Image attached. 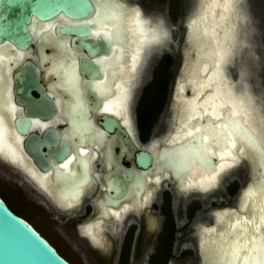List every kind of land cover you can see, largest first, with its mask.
I'll use <instances>...</instances> for the list:
<instances>
[{
  "label": "flooded vegetation",
  "instance_id": "flooded-vegetation-1",
  "mask_svg": "<svg viewBox=\"0 0 264 264\" xmlns=\"http://www.w3.org/2000/svg\"><path fill=\"white\" fill-rule=\"evenodd\" d=\"M89 2V14L81 18L67 17L62 12L45 19L32 16L26 24L25 46L22 48L7 39L0 42V66L3 67H0V81L5 106L3 113L7 114L4 120H10L7 135L15 151L8 152V156L0 154V166L15 170L23 176L33 194L39 196L42 204L54 212L51 213L54 219L62 221V233L76 247L86 249L97 264H128L132 257L142 260L147 255L148 264H168L172 258H176V263L180 264L191 253L197 255L196 264H206L200 248L206 230L215 226L221 213L239 208L243 200V194L239 192L241 176L240 172L236 173L237 168L245 162L249 166V178L252 175L249 162L242 158L233 166L222 169V173H218L213 182L204 185L206 189L192 183L195 177L193 174L190 177L191 170L178 174L169 162L176 158V154L188 148L186 139L178 141L180 138L174 137L179 136V128L185 122L186 102L192 89L189 81L184 80V98H179L177 89L180 80L184 78L183 69L187 58L195 60V53L191 52L188 41V23L191 18L202 13L207 0H190L191 7L181 19L180 25L183 24L184 31L179 49L180 63L170 88L169 117L166 120L158 119L166 102L172 56L169 53L152 56L153 63L149 67L145 61L150 58H144L149 49L167 42L168 31L162 27V21L150 16L132 0H110L111 11L125 13V25L129 10L138 8L141 13L139 19L143 22L147 20L145 25L148 29L152 28L149 30L154 34V38L141 49L133 72H129L131 70L128 68L127 71V67L131 65V56L128 52L127 32L124 33L126 53L120 63L126 66V71L121 73L118 65L105 68L97 63L112 57L118 48L102 39L105 33L111 35L112 21H105L107 27L88 23L94 21L99 10H102L103 0ZM229 6L228 9L223 7L221 12L218 11L219 15L226 16L221 26L217 27L219 48L223 45L220 49V56L223 57H219L218 69L222 77L218 79L221 78L222 86L226 84L236 94L250 98V90L245 87L236 89L230 77V73L234 76L240 71L247 78L250 77L248 84L253 85L255 97L260 95L264 98L258 80L250 74L252 65H258L261 56L250 58L245 52L232 58L233 53L246 46L243 37L247 19L244 0H231ZM240 14L244 19L242 24ZM80 24L87 26V31L82 32V35L65 30L67 26ZM97 29L98 34H95ZM228 30L229 33H226ZM221 35L227 40L230 38L229 42ZM82 40H100L102 51L89 53L79 44ZM62 44L66 47H62ZM189 50L190 53L187 52ZM61 62L63 68L59 67ZM20 71L24 75L17 78L15 73ZM113 72H116L115 77L112 76ZM106 78L112 82L111 93L105 91L101 95L92 86ZM120 79L125 80L121 85L126 86L121 89L124 90L122 94L125 98L124 114L119 116L112 110L105 112L104 108L114 95V86L119 84ZM18 87L30 94L25 96L24 101L16 93ZM76 90L78 95L74 94ZM68 102L76 105L75 111H69ZM9 106L10 115L7 111ZM145 109L153 114L152 118L138 120L139 111ZM21 118L24 119V133L16 123ZM199 122H196V126H209L207 117ZM260 122L264 125V120ZM77 127L78 132L75 131ZM66 136L67 140L64 139ZM81 152L85 156H79ZM145 153L148 155L146 164L142 157ZM73 157H79L85 163L72 160L67 170L60 167ZM210 158L213 170L217 158ZM85 179L86 182L81 183ZM77 189L78 198L72 199L71 194ZM23 219L34 228L30 220ZM35 231L40 234L37 229ZM40 235L62 258L72 264L51 241Z\"/></svg>",
  "mask_w": 264,
  "mask_h": 264
},
{
  "label": "bare ground",
  "instance_id": "bare-ground-1",
  "mask_svg": "<svg viewBox=\"0 0 264 264\" xmlns=\"http://www.w3.org/2000/svg\"><path fill=\"white\" fill-rule=\"evenodd\" d=\"M237 1L238 0H235V2H237ZM97 5H99V4L97 3ZM229 5H230V3L227 2L226 0H207V3L205 5L202 13L199 14L198 16L195 15L196 18L195 17L191 18L190 22L188 23V28H189L188 29V41L190 43L191 52L195 53V58H194L195 60L193 61V58H192V61H191V59L187 58V64L184 65V69H183V77L184 78H182L180 76L182 78V80H180V82H179L180 84L178 86L179 88L177 89L178 90L177 95L179 96V98H182L184 96L183 95L184 90L182 88V84L184 82H188V81H189V84L191 85L190 87L192 89V94H191L189 100L186 102V107H185V110L187 109V112L185 114L186 118L183 119V121L185 120V122H183L184 123V124L182 123L183 126H180V128H179V130H180V131H178L179 136L177 135L174 138H180V139H178V141L182 140V139H187V134L189 132H195V130L197 128L204 131L205 136H208L210 133L208 131H205V128L207 125L205 127L204 126L203 127L196 126V122L197 121L199 122L202 120V119H200V117L206 118L207 116L205 115V113H208L211 116H218L221 118V121H222L225 113H224L223 109L221 108V105H224L225 107L228 108L229 112L241 113L243 115L247 127L250 128L253 133H255L256 138L259 141L260 145L262 147H264V125L260 122V120H264V115H263L264 114V112H263V110H264V105H263L264 100L263 99L264 98L261 97V99H259V97H255L253 95L250 96V98H248L247 96L242 97V96L236 94L235 92H233V90L230 87L226 86V84H225V86H222L221 85L222 83L220 81L221 78L218 79V77H222V76H219L222 74L219 73L221 71L220 70L218 71V69L220 68L219 67L220 66L219 65L220 64V58L219 57H223V56H220V49H221V46H223V45H221L219 48L220 44H219L218 40H220L219 39L220 37H219V34H217L219 32V31L217 32V29H218L217 27H219V25L221 26V24H222L221 22L223 19H226V16L224 14H222V15L220 14L221 15L220 16L218 14V11H220V10L222 11L223 7L228 9L230 7ZM236 8H237V6H236ZM98 9H99V6H98ZM234 10H235V7H234ZM97 11H96V13H97ZM99 11H102V10H99ZM231 14H232V11H231ZM126 16H128V14ZM218 16L221 18H219ZM194 21L196 22L195 25L193 24ZM137 22L139 23V27H138V29H136V31L141 33V35L133 37L130 33L127 32L128 49H129V41H131L132 39L136 40V43L130 45V51L128 50L129 56H131V65H130V67L129 66L127 67V71H129L128 68H130V70H131L129 72H133V68L135 66L136 59H138V55H139L141 49L144 47V45L149 40H152L154 38L153 32L151 30H149L152 28L148 29L145 25V22H143L139 18H138V21L135 19L133 21L134 24ZM240 22H241V24L244 22L243 16L241 14H240ZM196 25L199 26V32L201 35L203 33H207L208 36H210L212 41L214 42V48H215V52H216V57H215L216 67H212V60L210 59V53H209V47H208L207 41L201 39L200 36L197 34ZM43 29L45 30L46 28L44 27ZM98 30L99 29L96 30L97 32L95 34H98ZM99 32H101V31H99ZM107 32H109V31H107ZM103 33H105V32L103 31ZM157 33H159V32L157 31ZM226 33H229V30ZM226 33H225V35H226ZM232 33H233V25H232V29H231V34ZM223 34H224V32H223ZM222 38H223V36H222ZM223 39H226V41H228V42L230 40V38H229V40H227L226 37ZM221 41H222V39H221ZM221 44H222V42H221ZM224 44L226 45V42H224ZM114 48H116V47H114ZM226 49L228 52L227 45H226ZM117 52H118V49H117ZM187 52L190 53V50ZM224 54H225V52H224ZM186 55H187V53H186ZM227 55H225V57ZM0 56H1V54H0ZM4 56H6V55H4ZM259 56H261V60L259 59L260 63L258 64V68H260L262 70V68L260 66L262 65L261 63L263 62V57L261 54H259ZM7 61H9V60H7ZM0 63H1L0 65H2V61H0ZM5 67H6V64H5ZM7 67H10V66L7 65ZM254 67H255V65H252V69L250 71L251 72L250 74H251V76H253L257 80V76H256V72H255ZM1 68L3 69V67H1ZM129 74L131 75V73H129ZM223 74L225 75V73H223ZM130 75H128V76H130ZM223 78L226 80L225 76ZM123 80L124 79H122L119 82V84L115 82L116 86H114L115 87L114 95L112 96V98L108 102V104L106 103L108 105V107L112 110V112L118 114L119 116H120V114H124L123 103H124L125 98H124V94H122L124 92V90H121V89H124V87L126 85H121ZM183 80H184V82H183ZM222 81H224V80H222ZM1 85H2V82L0 81V100L3 101ZM187 99L188 98H186V100ZM243 99L246 101H243ZM261 102H262V105L260 104ZM3 116H4L3 112H0V152H1L0 154L2 155V153H3V154L8 156L9 155L8 152L13 153L14 150H13L12 146L9 144V138L10 137H8L7 132H6V130H7L6 124L7 123H5V120H3L4 118L2 119ZM202 122H199V123H202ZM191 125H195V127H192ZM231 141L235 142L234 136L231 137ZM180 150L181 149H179V151ZM171 151H172V149H171ZM228 151H230V150H224V149H218L215 147H210L209 148V156L217 158L216 168L211 170V171H209L207 169L204 170V169L199 168V167L191 169L190 177H192V174L195 177V180H193L192 183L194 182V183H196L198 185H202V186H204L205 184L208 185V183L210 181L214 180L217 177L218 173H220L222 169L229 168V167L233 166L235 163L239 162L242 158H245V160H247V162H249L251 169H252L251 174H252L254 180H256L257 174L261 173L260 166H262V168L264 170V164H262L258 160L257 156L252 151H250L246 146L242 147L238 153H233L232 155H229ZM256 185L257 184L255 182L254 183L251 182L244 189H242L241 194H243V200H242V203H240L239 208L231 209L229 211H225V212L221 213L219 218L217 219L215 226H211V227H209L208 230H206L207 234L205 237H203V238H205V240L202 244V247H200L202 250V254L204 255L206 264H218L220 257L218 256L215 249L220 244L221 233H226L227 231L231 230L229 228L230 224L236 223L237 220H239L241 217H243L244 220H251L252 215H253V204H254V202L256 204V208L264 209V198H260L258 193L251 198L245 196V193L248 192L249 190L256 193ZM259 214H264V213H259ZM259 232H260V235L262 237H264V225L259 226ZM225 238L230 239L229 237H225ZM240 243L241 244L244 243V236H240ZM255 255H256V258L258 260H264V253H257ZM244 264H250V260H245Z\"/></svg>",
  "mask_w": 264,
  "mask_h": 264
},
{
  "label": "snow or ice",
  "instance_id": "snow-or-ice-1",
  "mask_svg": "<svg viewBox=\"0 0 264 264\" xmlns=\"http://www.w3.org/2000/svg\"><path fill=\"white\" fill-rule=\"evenodd\" d=\"M227 2L230 3L231 0H227ZM109 3L110 0H103L101 3L102 11L97 13V17L94 21H89L88 23L96 24L98 27H107L108 25L105 23L106 20L113 22L111 26V35L105 33L102 39L107 40L110 46H117L118 52L114 53L112 57L104 58L103 61H97V63L104 65L105 68L113 64L118 65L121 73H124L126 71V66L120 63L122 56L126 51L124 47L126 42L124 33L128 32L133 37L141 35V33L136 31L139 27V23H133L134 19L138 21L141 13L138 8L130 9L127 24L125 25L123 22L125 13L111 11ZM193 24L195 25L196 22L194 21ZM196 27L197 34L200 38L207 41L210 59L212 60V67H216L214 42L207 33H203L201 35L199 32V26L196 25ZM61 28H63V26H61ZM134 43H136L135 39L129 41V51L130 45ZM62 47H66V45L62 44ZM74 63L75 62H73V64ZM59 67H64L62 62L59 64ZM112 76L115 77L116 72H113ZM111 83L112 82L106 78L105 81H98L92 87L99 90L101 95H103L105 91L110 94ZM74 94L78 95V90H76ZM67 107L71 112L75 111L76 105L72 102H68ZM221 108L225 113L222 121L218 116H211L210 114L205 113L209 119V126H206L205 128V131L210 133L208 136H205L204 131L199 128H197L195 132H189L187 134L185 143L188 145V148L183 152L176 154V158L170 161L176 168L178 174L185 173L196 167L202 169L206 168L211 171L214 165L209 156L210 147L230 150L228 151V154L232 155L233 153H238L242 147L246 146L257 156L258 160L264 164V147L260 145L255 133L247 127L243 115L241 113L229 112L228 108L224 105H221ZM3 111H5V106L3 101L0 100V112ZM7 111L10 115V106L7 108ZM104 111L111 112V109L105 105ZM204 118L205 117H200V119ZM191 126L195 127V125ZM75 131L78 132L79 128L77 127ZM73 134H75V132ZM233 136L235 137V142L231 141V137ZM64 139L67 140L68 137L66 136ZM79 156H85V153L81 152L79 153ZM72 160H76L78 163H85L84 161H80L79 157H73L65 164L60 165V167L67 170L68 165L72 163ZM84 182H86V179L81 183ZM257 193L260 198H264V182L257 183L256 193L249 190L245 193V196L251 198ZM78 195L79 189L71 194V198L76 199L78 198ZM259 213H264V209L256 208V204L254 202L251 220H244V218L241 217L236 223L229 225V228L231 229L230 231L221 233L220 244L215 249L220 257L218 264H244L245 260H250V264H264V260H258L255 255L257 253H264V237H262L259 232V226L264 225V214ZM240 236H244L243 244L240 243ZM225 237H229L230 239Z\"/></svg>",
  "mask_w": 264,
  "mask_h": 264
},
{
  "label": "rangeland",
  "instance_id": "rangeland-1",
  "mask_svg": "<svg viewBox=\"0 0 264 264\" xmlns=\"http://www.w3.org/2000/svg\"><path fill=\"white\" fill-rule=\"evenodd\" d=\"M190 0H132V2L141 5L146 13L154 18L162 21V27L168 31V39L165 44H161L160 47H153L144 54V58H150L145 61L146 66H150L153 63V57L160 56L162 53H169L172 56L173 62L168 71V90L166 102L163 107L158 120H166L169 111L170 104V88L177 73L180 63V42L182 41L184 27L180 25L181 19L190 9ZM244 9L246 11V21L244 24L243 37L246 41V46L239 52L233 53L232 58L246 52L247 56H254L255 53L261 54L263 57L264 65V0H244ZM240 10V9H239ZM176 40V43L174 42ZM169 42V44H168ZM260 51V52H258ZM153 56V57H152ZM152 57V58H151ZM247 58V57H245ZM149 61V62H148ZM152 61V62H151ZM233 62V61H232ZM149 63V64H148ZM260 66L262 70H259L258 65L254 68L258 69L257 77L261 82L258 83L261 91L264 93V66ZM239 69V68H238ZM147 74H145L146 76ZM230 77L234 80V86L236 89L247 88L250 90L251 95L253 93L252 86L248 83L247 78L242 72L238 71L237 75ZM251 88V89H250ZM139 95V92L137 96ZM137 96L135 95L134 102H136ZM257 96V94H256ZM260 99L261 96L259 95ZM260 101V100H259ZM262 105V102L260 103ZM264 112V110H263ZM2 119L6 115L3 113ZM4 120V119H3ZM7 123V130L9 129L10 120H5ZM240 172L239 177V192L245 184H248L249 180V166L245 162L241 163V166L237 168V172ZM235 173V174H236ZM226 183V182H225ZM0 198L4 203L17 215H21L22 218L30 220L34 228L37 229L40 234L47 238L58 251L72 264H97L92 255L84 248H78L71 243L69 237L63 232V228H60L62 221L54 219L51 214V209L42 204V200L39 196L33 194L29 186L26 185L23 176L10 168L0 166ZM35 202V203H34ZM41 204V205H40ZM221 205V204H219ZM44 206V208H43ZM192 241V240H191ZM176 258H172L168 264H177ZM148 255L139 260L136 257L130 258L128 264H148ZM197 255L191 253L185 257L180 264H196Z\"/></svg>",
  "mask_w": 264,
  "mask_h": 264
},
{
  "label": "water",
  "instance_id": "water-1",
  "mask_svg": "<svg viewBox=\"0 0 264 264\" xmlns=\"http://www.w3.org/2000/svg\"><path fill=\"white\" fill-rule=\"evenodd\" d=\"M90 9L89 0H0V42L7 39L19 48L24 47L26 24L30 22L32 16L45 19L62 12L67 17L81 18L87 16ZM84 26L71 25L65 30L82 35V32L87 31V26ZM99 41L82 40L79 44L89 53H97L102 51ZM258 55L255 53L254 57ZM261 64L263 65V62ZM259 70L256 69L255 72ZM15 75L22 78L24 74L20 71ZM257 80L258 83L261 82L259 77ZM17 89L16 93L21 95V101H24L26 95H30L27 91H22V87ZM128 114L130 116V112ZM16 123L20 126L19 130L24 133V119H18ZM142 157L146 164L148 155L145 153ZM260 169L261 173L257 174L256 180L250 176V183L264 182L262 166ZM0 264L69 263L30 224L14 214L0 198Z\"/></svg>",
  "mask_w": 264,
  "mask_h": 264
},
{
  "label": "trees",
  "instance_id": "trees-1",
  "mask_svg": "<svg viewBox=\"0 0 264 264\" xmlns=\"http://www.w3.org/2000/svg\"><path fill=\"white\" fill-rule=\"evenodd\" d=\"M153 114L146 109L143 111H139L138 113V120H150L152 118ZM150 118V119H149Z\"/></svg>",
  "mask_w": 264,
  "mask_h": 264
}]
</instances>
